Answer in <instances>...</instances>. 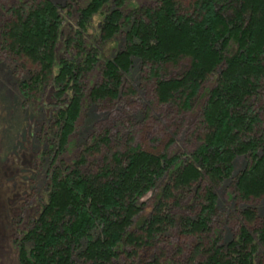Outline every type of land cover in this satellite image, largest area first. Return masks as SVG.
<instances>
[{
  "label": "trees",
  "instance_id": "1",
  "mask_svg": "<svg viewBox=\"0 0 264 264\" xmlns=\"http://www.w3.org/2000/svg\"><path fill=\"white\" fill-rule=\"evenodd\" d=\"M3 2L0 52L30 67L20 95L44 115L45 195L18 232L21 264H264V215L254 206L264 199V0ZM118 39L123 47L107 56ZM182 61L184 74L164 75ZM138 66L155 105L194 114L193 148L148 151L106 129L67 163L82 114L120 110ZM94 73L100 81L88 86ZM226 181L228 199L246 206L228 213L239 221L228 232L218 206ZM175 236L192 243L175 246Z\"/></svg>",
  "mask_w": 264,
  "mask_h": 264
},
{
  "label": "rangeland",
  "instance_id": "2",
  "mask_svg": "<svg viewBox=\"0 0 264 264\" xmlns=\"http://www.w3.org/2000/svg\"><path fill=\"white\" fill-rule=\"evenodd\" d=\"M14 1L4 0L3 5L9 6ZM51 1L60 7L70 4L75 9L84 5V0ZM153 1L126 0L129 7L150 6ZM6 17L5 13H0V23ZM99 20V17L94 20L95 27ZM122 47L123 40L118 39L104 46L103 49L108 56ZM188 66L186 61L176 65L170 64L164 67L163 73L169 78L179 77L187 71ZM141 72L143 71L138 66L133 68L131 76L128 77L127 80L135 91L124 100L120 110H103L104 105L90 106L85 110L76 127L77 133L74 137L76 146L72 150L73 156L69 157L67 154V163L88 144L94 133H99L98 131L103 133L106 129H111L112 135L118 129L119 133L126 137L125 141L133 138L148 151L189 153L186 150L193 148L192 144L188 143V138L195 130L194 114L161 110L153 103L152 83ZM29 73L30 67L4 57L0 52V264H21L17 248L18 232L26 229L35 214L36 202L45 195L47 168H43L41 172L42 149L38 143L44 115H37L36 109L26 106L19 91V83L28 79ZM96 74L89 77L88 86L99 80ZM182 123H185L184 126ZM135 140H131L132 143L135 144ZM243 167V160H237L236 169L241 170ZM231 192L232 189L227 181L218 191L219 209L221 213L226 214L227 221L224 224L227 225L226 232L235 231L239 225L238 219L232 214L229 216L228 213L234 212L236 208L246 207L244 204L237 205L236 201L231 202L228 199ZM190 199L182 203L180 209H187L190 206ZM145 201L147 210L152 209L155 203L153 197L148 196ZM254 203V206L258 207L259 215H264V199ZM174 243L175 246L176 244L189 246L192 242L175 236Z\"/></svg>",
  "mask_w": 264,
  "mask_h": 264
}]
</instances>
